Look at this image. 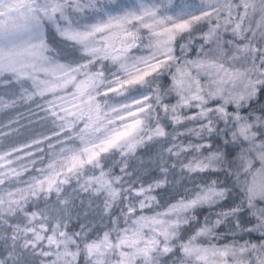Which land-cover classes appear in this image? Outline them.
Masks as SVG:
<instances>
[{
    "label": "rangeland",
    "instance_id": "374dc122",
    "mask_svg": "<svg viewBox=\"0 0 264 264\" xmlns=\"http://www.w3.org/2000/svg\"><path fill=\"white\" fill-rule=\"evenodd\" d=\"M49 30L79 47L81 57L67 61L56 54ZM163 72L173 95L169 111L197 124L186 131L214 119L222 123L219 138L235 154L214 151L193 164L229 171L255 217L254 236L223 243L205 225L179 241L191 210L217 204L227 191L210 188L156 209L152 188H144L129 201L132 217L118 237L88 245L90 264H264V113L240 111L264 86V0H0V76L28 80L31 96L44 99L42 111L60 130L69 129L94 96L110 97L87 136L69 147L54 144L37 174L26 177V163L17 164L25 153L0 156V182L21 178L18 186L0 191V213L54 190L136 132L149 100L146 92L128 89ZM104 190L110 199L118 194L113 182ZM44 239L43 227L36 229L32 243L41 247ZM44 244L42 264L75 263L77 251L61 227Z\"/></svg>",
    "mask_w": 264,
    "mask_h": 264
},
{
    "label": "trees",
    "instance_id": "16d2710c",
    "mask_svg": "<svg viewBox=\"0 0 264 264\" xmlns=\"http://www.w3.org/2000/svg\"><path fill=\"white\" fill-rule=\"evenodd\" d=\"M47 39L56 54L67 61L81 57L77 53L79 47L58 38L50 30ZM180 43L181 39L177 45ZM96 73L101 74L99 69ZM146 78L131 85L127 92L148 95L149 107L136 132L119 146L102 152L96 162L68 175L54 190L30 195L13 210L0 213V264H42V246L46 247L45 239L57 226L73 241L77 251L74 264H90L88 245L105 236L111 241L118 237L132 217L128 212L129 201L144 188H152L156 209L192 199L210 188L227 191L217 204L191 210L179 228V241L186 240L205 225H212L214 235H219V242L223 243L252 236L255 217L245 202L244 193L232 182L229 171L226 168L199 169L193 164L198 156L214 151L228 156L235 154V147L219 138L222 123L214 119L202 129L186 131L185 128L195 122L191 117L185 118L183 112L169 111L170 99L173 100L169 93V75L163 72ZM31 90L28 80H15L6 74L0 76V156L16 150L18 153L12 158L25 153L26 158L19 159L17 164L26 163V177L39 172L54 144L69 147L87 136L84 133L93 129L102 105L110 98L104 94L94 96L71 119L70 128L60 130L47 110L42 111L44 99L31 96ZM240 111L246 115L264 113V86ZM14 178L16 180L0 182V191L18 186L21 178ZM110 182L118 190L113 199L104 190ZM42 227L45 239L39 247L32 243V238L35 230L41 231ZM175 254H179V248Z\"/></svg>",
    "mask_w": 264,
    "mask_h": 264
},
{
    "label": "water",
    "instance_id": "95a60500",
    "mask_svg": "<svg viewBox=\"0 0 264 264\" xmlns=\"http://www.w3.org/2000/svg\"><path fill=\"white\" fill-rule=\"evenodd\" d=\"M131 40V38L125 39V42L128 43Z\"/></svg>",
    "mask_w": 264,
    "mask_h": 264
}]
</instances>
